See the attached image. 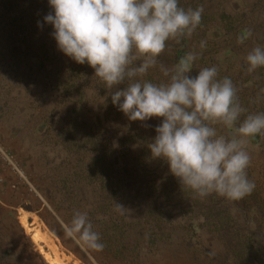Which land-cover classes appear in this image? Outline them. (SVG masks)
Listing matches in <instances>:
<instances>
[{
	"label": "rangeland",
	"instance_id": "rangeland-1",
	"mask_svg": "<svg viewBox=\"0 0 264 264\" xmlns=\"http://www.w3.org/2000/svg\"><path fill=\"white\" fill-rule=\"evenodd\" d=\"M200 5L201 24L158 60L173 69L195 52L189 75L215 66L232 80L246 111L233 128L212 125L230 139L247 115L264 113V67L249 72L246 61L264 48V0H179ZM50 11L48 0H0V251L9 264H264V132L245 138L251 195L198 197L152 156L162 118L132 121L113 105L94 69L58 49L43 20ZM141 79L168 80L159 64ZM77 211L102 251L67 235Z\"/></svg>",
	"mask_w": 264,
	"mask_h": 264
},
{
	"label": "clouds",
	"instance_id": "clouds-1",
	"mask_svg": "<svg viewBox=\"0 0 264 264\" xmlns=\"http://www.w3.org/2000/svg\"><path fill=\"white\" fill-rule=\"evenodd\" d=\"M48 3L52 11L43 20L53 27L51 35L58 49L76 63L94 69L113 105L132 121L162 118L149 148L154 158L168 164L181 185L200 198L215 193L238 201L252 194L255 183L247 175L251 157L245 138L264 132V113L247 115L230 139L218 135L212 125L233 128L246 111L238 102L232 80L218 79L215 66L189 75L198 58L195 52L187 53L173 69L158 60L168 41L179 42L197 29L202 5L186 10L179 0ZM38 26L42 27L39 21ZM205 47L206 42L201 41L200 48ZM246 61L249 72L264 67V48L252 49ZM158 64L168 78L166 83L141 79ZM115 208L121 214L126 210L119 203ZM66 232L89 249L104 248L87 213L75 212Z\"/></svg>",
	"mask_w": 264,
	"mask_h": 264
},
{
	"label": "trees",
	"instance_id": "trees-1",
	"mask_svg": "<svg viewBox=\"0 0 264 264\" xmlns=\"http://www.w3.org/2000/svg\"><path fill=\"white\" fill-rule=\"evenodd\" d=\"M0 264H9V260L5 252L0 251Z\"/></svg>",
	"mask_w": 264,
	"mask_h": 264
}]
</instances>
